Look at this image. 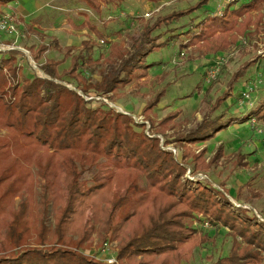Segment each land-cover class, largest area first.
<instances>
[{
  "label": "trees",
  "instance_id": "obj_1",
  "mask_svg": "<svg viewBox=\"0 0 264 264\" xmlns=\"http://www.w3.org/2000/svg\"><path fill=\"white\" fill-rule=\"evenodd\" d=\"M13 1L0 0V8ZM208 1L159 18L145 33V43L152 44L147 50L140 45L130 54L115 45L105 59H95V45L84 41L70 67L60 72L66 58L39 63L49 46L27 49L48 78L38 75L23 52H0V264H106L85 253L96 240L103 247L118 242V264H181L211 241L192 227L198 215L233 233L230 255L212 264H264V222L246 208L236 209L227 192L209 181H184L188 167L194 173L209 171L222 158V149L209 163L205 150L197 154L188 149L180 161L161 147L160 139L146 134L144 123L96 99L114 95L134 74L138 81L146 78V58L160 47L158 38L148 34ZM263 2L252 0L232 12L230 3L221 18L203 23L193 43L216 40V51L225 50L241 26L239 19L246 17L245 29L252 22L250 12ZM20 59L29 63L32 77L23 75ZM229 96L225 92L217 106ZM161 97L143 108L146 118ZM175 117L168 115L160 125L169 126ZM250 120L264 122V103L244 118ZM206 128L198 127L186 142L209 141L224 127L212 133ZM244 158L238 156V167L247 166Z\"/></svg>",
  "mask_w": 264,
  "mask_h": 264
},
{
  "label": "rangeland",
  "instance_id": "obj_2",
  "mask_svg": "<svg viewBox=\"0 0 264 264\" xmlns=\"http://www.w3.org/2000/svg\"><path fill=\"white\" fill-rule=\"evenodd\" d=\"M67 1L70 11L60 12L51 7L42 11L45 23L55 30L54 34L60 44L65 46L68 39L72 38L65 31L67 26L65 20L71 21V26L84 20V24L87 23L85 28L90 32L95 28L94 38L90 32L84 35L88 37L86 41H91L95 45V59L100 57L105 59L115 45L121 46L130 54L140 45H144L145 50L149 49L152 44L145 43L147 39L145 33L149 32L159 18L195 7L200 0H95L98 5H90L83 0ZM251 1L240 0L233 3L230 12ZM22 2L34 8L36 5L44 4L42 0ZM229 5L230 2L227 0H209L198 9L153 31L150 36L148 34L150 38H158L157 44L160 47L149 53L146 58V65L149 67L146 78L138 81L134 74L133 81L121 87L114 95L110 93L106 97L96 99L107 100L115 110H123L137 122L144 123L146 134L160 139L161 147L170 151L180 161L182 154L188 149L197 154L205 150L207 152L204 160L205 163H209L216 152L222 149V158L209 171L194 173L192 167H188L184 181L195 184L209 181L216 190L226 191L235 206L240 205L248 209L250 216L254 214L264 222V122L253 123L250 120L247 126L238 123L247 117L254 107L258 108L259 102L260 104L264 102V2L250 12L252 22L245 29L242 25L246 17L239 19L241 26L239 30L235 29L231 33L230 45L225 50L216 51V40H208L206 43L195 42L196 44L192 41L203 30V23L207 26V20L216 15L221 18ZM0 10L11 12V6H2ZM41 15L38 14L37 18H42ZM23 33L21 32V36L17 38L9 37L0 31V37L5 41H11L5 45L10 48L23 45L29 49L49 44V50L57 49V41L46 43L42 35L31 40L28 32L26 38H23ZM0 45L4 47L2 43ZM71 48L73 49L71 52L68 51L69 48H61L62 59L55 60L62 61L66 58L59 67L60 72L67 70L71 65V57L82 50V47L79 50L76 47ZM60 54L53 52L50 58L56 59ZM31 60L38 69H34L29 64L30 61L28 63L20 59L23 75L32 77L30 65L39 76H44L40 72L39 64ZM39 63L43 64V59ZM247 64L249 66L245 68ZM217 68L219 71L215 72ZM243 70L242 77L231 82L233 76ZM103 71L105 67L100 68V72ZM19 82L20 79L16 81L17 84ZM259 91L262 93H258ZM225 92L230 93V96L217 106L218 100ZM159 94H162V97L158 106L146 118L147 115L146 117L143 115V108ZM255 96L257 102L253 101ZM171 114H176L173 122L165 128L162 127L161 121ZM201 125L208 126L206 131L211 133L214 129L224 128L218 133L215 132V137L209 141L187 143V137L196 132ZM161 130H165V134L157 132ZM242 155L245 156L243 163L247 164L246 167H238L236 164L238 156ZM190 161L187 163L190 164ZM235 208L238 209L237 206ZM192 222V227L208 235L211 241L199 245L193 251L191 259L181 264H212L230 255L234 243L230 228L217 229L203 215H198ZM52 224L53 220L50 219V225ZM237 241L240 245L246 246L241 238L237 237ZM98 242L96 240L93 249L86 250L85 253L100 262L110 264L109 260L116 259L118 242L108 243L104 247L98 246Z\"/></svg>",
  "mask_w": 264,
  "mask_h": 264
},
{
  "label": "crops",
  "instance_id": "obj_3",
  "mask_svg": "<svg viewBox=\"0 0 264 264\" xmlns=\"http://www.w3.org/2000/svg\"><path fill=\"white\" fill-rule=\"evenodd\" d=\"M59 2H62V3H59ZM67 2H68L67 0H42V3H44V4H42L40 6L36 5L35 6L36 8L31 7L30 4L22 2V0H15L14 2L9 4V6H11V12L8 11V13L17 15L20 31L24 32L22 34V35H24L23 38H26V35L28 34L30 39L33 40L32 38L38 37L39 35H42L43 38L46 39V43L50 42V41H57V46H56L57 49H54L53 51L49 50L46 53V56L43 57V62H45L47 59H52V58H50V54L53 52L60 54L61 48L64 49V48H69V47H76V49L79 50L82 47V43L88 39V37H86L84 35L88 34L90 31L88 28H85V25H87V23L84 24L85 23L84 20H83V22L77 23L74 26L70 25L72 23L71 21L65 20L66 21L65 24L67 25V26H65V31L68 32L72 37V38L68 39V44H65V46H63V44H60L58 38L54 34L55 30L53 28H50L49 25L45 23V20L43 18L44 16L41 15L42 11H44L46 8H50V7L53 10H58L60 12L70 11L69 4H67ZM55 3H59V4L55 5ZM102 7H104V6H102ZM3 13H6V12L2 11V14ZM38 14H40L42 16V18H39V17L37 18ZM25 28L27 30H25ZM93 31H95V30H92L90 33L94 38V32ZM47 32H48V34H47ZM0 43H2L3 46H5V45H7V43L10 44L11 41L10 40L5 41L2 37H0ZM14 43L17 44L16 41ZM47 45L49 46V44H47ZM16 48L21 52L23 49L27 50V47H24L23 45L22 46L19 45ZM60 56H62V55L60 54L59 57L56 56V59L53 58V60H61L62 58ZM67 62H69V61L67 60ZM258 93H262V91H259ZM256 97L257 96H255L254 100H253L255 102L258 101V99ZM263 103L264 102H262L260 104V102H259L258 105L260 106ZM256 108L254 107L252 110H255ZM249 122L250 121H244V119H241L238 121V123L241 126H243V125L247 126V124ZM220 135L221 134H218V136H220Z\"/></svg>",
  "mask_w": 264,
  "mask_h": 264
},
{
  "label": "built area",
  "instance_id": "obj_4",
  "mask_svg": "<svg viewBox=\"0 0 264 264\" xmlns=\"http://www.w3.org/2000/svg\"><path fill=\"white\" fill-rule=\"evenodd\" d=\"M227 2L234 3L235 0H227ZM221 8H223V7H221ZM0 31L7 34L9 37H17L18 38L19 36H21V31L19 28V22H18L17 15L16 14L3 13L0 16ZM101 42L103 43L104 41H101ZM1 46L2 45H0V51H2V52L7 51V50H15L16 49V48H10V47H6V46H4V47H1ZM22 52L25 54V56L28 58V60L32 59L29 51L23 49ZM225 59H229V58L225 57ZM222 62H223V60H222ZM216 71H219V68L215 69V72ZM211 74H212V72H211ZM244 96L248 97V95H244ZM104 101L109 106L112 107V105H110V103H108L107 100H104ZM118 112H121L123 114H128V113L124 112L123 110H118ZM252 121H253V123H256L255 120H252ZM236 206L240 207V205H236ZM207 226H208V224H207ZM108 263L115 264V263H117V261H116V259H112V260H109Z\"/></svg>",
  "mask_w": 264,
  "mask_h": 264
},
{
  "label": "water",
  "instance_id": "obj_5",
  "mask_svg": "<svg viewBox=\"0 0 264 264\" xmlns=\"http://www.w3.org/2000/svg\"><path fill=\"white\" fill-rule=\"evenodd\" d=\"M3 58V54H0V59H2ZM29 61H30V64H31V66H33V68L34 69H38L37 67H36V65H33V61L31 60V59H29ZM40 71V70H39ZM41 72V71H40ZM43 73V72H42ZM44 74V73H43ZM42 77H44V78H48L45 74H44V76H42ZM66 85V84H65ZM69 88H71V89H74L73 87H71V86H69Z\"/></svg>",
  "mask_w": 264,
  "mask_h": 264
},
{
  "label": "bare ground",
  "instance_id": "obj_6",
  "mask_svg": "<svg viewBox=\"0 0 264 264\" xmlns=\"http://www.w3.org/2000/svg\"><path fill=\"white\" fill-rule=\"evenodd\" d=\"M42 72V71H41Z\"/></svg>",
  "mask_w": 264,
  "mask_h": 264
}]
</instances>
